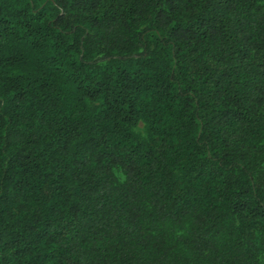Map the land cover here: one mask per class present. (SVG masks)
<instances>
[{
  "label": "trees",
  "instance_id": "1",
  "mask_svg": "<svg viewBox=\"0 0 264 264\" xmlns=\"http://www.w3.org/2000/svg\"><path fill=\"white\" fill-rule=\"evenodd\" d=\"M0 264H264V0H0Z\"/></svg>",
  "mask_w": 264,
  "mask_h": 264
}]
</instances>
